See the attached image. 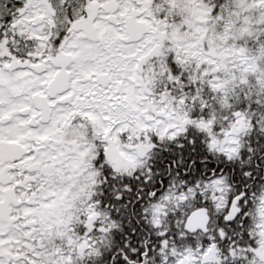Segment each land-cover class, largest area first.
<instances>
[{
	"label": "snow or ice",
	"instance_id": "snow-or-ice-1",
	"mask_svg": "<svg viewBox=\"0 0 264 264\" xmlns=\"http://www.w3.org/2000/svg\"><path fill=\"white\" fill-rule=\"evenodd\" d=\"M0 264H264V0H0Z\"/></svg>",
	"mask_w": 264,
	"mask_h": 264
}]
</instances>
